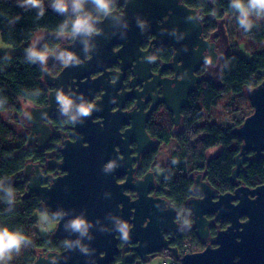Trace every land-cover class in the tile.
<instances>
[{"label": "water", "instance_id": "obj_1", "mask_svg": "<svg viewBox=\"0 0 264 264\" xmlns=\"http://www.w3.org/2000/svg\"><path fill=\"white\" fill-rule=\"evenodd\" d=\"M123 2L126 4L123 15L115 12L113 14L126 20L128 28L119 27L111 18L101 19L98 24L100 31L92 41L94 47L89 59H86L88 53L82 50L78 39H74L72 44L60 45L49 54L47 70L44 71V83L50 88L53 87V90L49 91L48 105L32 107L26 114L31 125L28 146L33 147L36 136L41 135L39 137L41 139H37L40 141L38 150L44 151L51 135L55 134L48 122L60 116L56 102L58 90H63L66 94L68 83L72 81L69 94L77 98L83 95L87 101L93 100L102 85L106 90L102 100L93 103L98 110H94L83 123H75L73 130L76 140L68 139L62 142L61 163L56 165H53L54 162L48 163L49 167H59L64 175L55 178L52 175H45L43 165L39 163H29L18 175L20 178L27 176L28 195H37L53 213L64 211L69 214L65 220L59 219L54 237L65 240L77 239V235L70 234L64 229L66 219L75 216L83 215L94 225L92 234L95 239L84 241L90 244L88 254H83L78 249L66 248L62 252L51 251L46 255L40 252L33 264L114 262L115 256L119 254L118 234L99 231L102 228L113 227L109 214L129 224V239L125 243L134 246L132 250L139 253L144 260L165 250L180 264H264V184L255 188L241 185L233 192L220 194L204 180L202 173L197 174L193 186L195 196L186 203V209L194 220L190 228L196 230L201 240H209L216 246L208 245L201 252L182 255L172 246V242L189 226L181 224L178 211L167 198L149 195L155 189L153 173L148 174L143 181L132 183L131 170H128L131 166L128 154L130 138H134L139 144L140 153L155 145L156 141L146 132L147 114L142 110L124 113L121 112L122 104H118L120 108L118 111L111 110L115 105L114 100L118 98L116 90L110 91L113 86L108 85L106 81L109 76L107 70L119 55L114 52V47L123 45L120 50L123 55L131 52L138 54L141 38L150 34L157 35L158 40L163 39L173 47L176 54L169 67L175 68L178 62H182V71L178 72L182 80L175 82L177 93L179 90L184 91L179 93L177 98H166L163 102L180 99V103L174 108V120L179 124L181 109L188 102L189 94L195 91L196 83L202 80L201 77L196 78L194 73L204 64L206 57L215 60L216 44L206 46L201 37L203 25L198 12L190 9L181 0H123ZM165 15L169 18L159 26L158 21ZM137 16L146 23L143 31L137 26ZM63 49L76 53L80 63L65 66L57 76H53L49 66L57 60L52 54ZM96 73L102 75L92 80L91 75ZM84 79L86 80L83 81ZM248 97L253 113L235 129L243 143L241 152L235 158L236 168L231 177L234 183L242 167L250 160L249 153H254L257 159L264 158V81L248 90ZM79 102L77 100V103ZM43 114H47L46 117H43ZM95 118L102 121L95 122ZM129 120H133L132 128L123 135L120 127L122 124H128ZM213 152L214 149H210L209 155L212 156ZM111 161H115L118 167L106 173L104 168ZM123 174H129L127 182L119 184L117 180ZM48 181L52 183L44 185ZM127 188L137 192L139 199L131 202L124 193ZM212 216L214 219L210 220L209 217ZM243 218L246 220L242 221ZM222 220H227L230 225L211 237L210 228ZM119 264L126 262L122 260Z\"/></svg>", "mask_w": 264, "mask_h": 264}, {"label": "trees", "instance_id": "obj_2", "mask_svg": "<svg viewBox=\"0 0 264 264\" xmlns=\"http://www.w3.org/2000/svg\"><path fill=\"white\" fill-rule=\"evenodd\" d=\"M183 2L186 6L199 9L203 14L211 16L212 29L216 26L214 21L223 20L226 16L233 17L235 25L240 28L236 22L237 13L230 8L229 0H183ZM49 3L50 0H44L46 11L42 18H38L35 9L20 8L17 6V0H0L2 41L14 48L24 45L27 49L36 34L45 31L47 35L38 49H43L46 45L48 52L51 53L58 48L62 43L58 27L64 17L53 12L48 6ZM241 30L256 42L264 41V21H256L250 32ZM49 70L51 71V67ZM220 72L219 86L211 80L199 84L182 113L181 131H173L172 119L154 122L151 126L152 134L160 144H169L173 140L177 142L168 163L161 168L159 195L168 199L178 211L181 223L189 226L172 242V246L182 255L201 252L206 248L196 230L190 228L194 220L186 209L188 199L193 196L196 174L202 173L204 180L220 194L233 192L237 185L255 188L264 184V158L257 159L254 153H250L251 158L242 168L238 181L234 183L231 179L236 168L235 158L241 152L243 143L235 129L243 124L246 115L243 114L237 119L235 117L237 110L231 108L234 107V103H227L225 107L232 117V124L229 122L228 125H221L208 119L211 110L219 104L223 94L231 93L237 96L248 87H257L264 81V75H261L264 72V51L254 52L252 58L248 59L240 53L239 46L231 47L223 57ZM49 91V87L44 83V70L38 63L28 62L25 59V52L0 54V101L6 100L4 106L0 108V181L10 185L15 195L12 205H9L6 199L0 198V227L19 231L31 241L19 254H13L11 259L13 264H33L38 255L37 250L48 253L62 252L65 249L63 244L65 239L53 235L43 237L39 234L37 226L40 213L47 214L51 221L57 219L53 218L54 213L46 207L42 199L34 194L28 195V181L18 176L29 163H45L47 153L29 147V135L18 133L2 117V113L5 112L15 113L14 121H17V114L22 113L23 104H30L32 107L46 106ZM252 113L253 110L249 115ZM56 124L67 126L71 122L62 117ZM59 142L58 138L52 141L53 144ZM215 147H221V151L210 156L209 150ZM53 148L51 146L49 150L53 151ZM157 154L158 149H155L150 157L154 160ZM9 207L12 208L11 211H7ZM217 231L218 227L214 226L210 233L215 236Z\"/></svg>", "mask_w": 264, "mask_h": 264}, {"label": "flooded vegetation", "instance_id": "obj_3", "mask_svg": "<svg viewBox=\"0 0 264 264\" xmlns=\"http://www.w3.org/2000/svg\"><path fill=\"white\" fill-rule=\"evenodd\" d=\"M181 2L185 4L183 0H181ZM125 9H126V4L123 2V0L122 1L117 0L113 12L119 15H123ZM190 9H194V8H190ZM194 10L198 12L199 20L203 25V32L201 37L206 43L207 47L211 46L212 43L216 42L215 36L212 35L215 33L214 32L215 30L212 29L213 24H210V21L213 19L203 18L206 15L203 14L201 10L199 9H194ZM168 18H169L168 15L163 16V18L158 21V25L161 26L163 22L166 21ZM101 19L103 20V18ZM141 40H142L141 44L138 47L139 49L138 54H136V52H131V54L127 53L123 55V53H120V50L123 48V45H117L114 47V52L116 54L119 53V55L116 57L113 65L110 68H108L107 71L109 72V76L106 81L108 85L113 86L112 88H110V91L116 90V94L118 96V98L114 100L115 105L111 109L112 112H116L120 109L118 107V104H122L123 107L121 108V112L124 113L139 112L140 110H142L143 113L147 114V121L145 124L146 132L153 140L156 141L155 145L149 147L146 151L140 153L139 144L134 141V138H130V142L128 146L129 149L128 154L130 156L131 166L128 168V170H131V176H132L131 181L133 184H136L140 181L145 180L148 174L153 173L155 189L151 191L149 195L153 197H164L159 195V187H160L159 179H160L161 168L164 167L165 165L164 166L159 165L157 160L158 154L160 152V148L164 144H160L159 140L152 134L151 126L154 122L155 123L162 122L163 120H167V119H172L173 123L176 124L174 120L175 119L174 108L177 105V103H180V99L178 98L176 101H170V102H163V100L171 97L177 98V95H179V93L181 94V92L184 91V89L182 91L179 90L178 91L179 93H177V89H176L177 83L175 82L182 80V76L178 74V72L182 71L181 69L182 62H178L174 66L175 68L169 67V64H172L174 61L176 52L173 50V47L170 44L165 43L163 39L158 40L157 35L150 34L142 37ZM73 42L74 39L69 38L68 40L64 41V44H72ZM216 46L217 45H215V52H216L215 60L212 61V64L208 65L204 62V64L199 68V70L194 73L196 78L201 77L202 80L196 83L195 91L189 94L188 102L181 109V120L179 122L180 124L183 121L182 113L189 105L190 99L192 95L197 91L199 84L202 83L203 81L211 80L210 69L214 66L216 60H218L219 58L220 59L223 58V52H219ZM207 53L208 50L205 51V54ZM149 56L154 57L153 62L147 61L146 57ZM90 57H91V51L86 55V59H89ZM49 67H51V71L49 70L51 75L57 76L65 66L61 65L58 61H56L54 64L50 65ZM100 75H102V73L92 74L91 79L92 80L97 79ZM85 80L86 79H84L83 81ZM71 82L72 81H69L68 83V88H67L68 92L66 94H69V91L71 90V85H70ZM49 89L50 91H52L53 87L51 88L49 87ZM75 89H77V87H75ZM105 93L106 90L104 89V85H102L100 87V90L96 92L93 100L89 102L93 104L95 102L101 101ZM167 101H169V99H167ZM60 118L62 117L59 116L57 118L51 119L48 122V125L55 132V134L51 135L48 142V146L44 150L47 153L46 162L39 163L43 165L42 168L43 173L45 175H52L54 178L62 176L65 173L62 172L59 167L56 166L49 167L48 163L54 162L53 165H56V163H61L62 156L60 153V149L62 147V142L68 139L71 141L76 140L73 130L75 124L71 123L67 126H59L56 124V121L60 120ZM94 121L100 122L102 121V119L95 118ZM132 121L129 120L128 124L121 125L120 127L121 134L125 135V133L129 132V130L132 128L133 125ZM182 127H183V123H182ZM30 134H31V125H30ZM40 136L41 135L36 136V139L33 144L34 148L38 149L40 141L37 139ZM54 138H58L60 142L58 144H53L52 141ZM124 139L126 138L124 137ZM51 146L54 147L53 151L49 150ZM155 149H158V154L153 160L150 157V154ZM119 150L120 149L118 148V151ZM51 153L54 154L51 156L50 155ZM248 156L251 158L250 153L248 154ZM128 176L129 174H123L118 178L117 182L119 184L126 183ZM25 180H27V176ZM51 183L52 181H48L44 185H50ZM124 193L126 196H128L131 202L139 199L137 192H135L131 188L125 189ZM193 196H195L194 193ZM209 219L210 220L214 219V216L209 217ZM245 220L246 218L242 219V221ZM58 221L59 219L56 220L57 225H58ZM229 225L230 224L227 220H222L220 222L218 221L215 224V226L218 227V231L227 229ZM211 230L212 228H210V232ZM117 236L119 238L118 240L119 254L115 256L114 262H111L109 264H119L122 262V260H124L126 264H145L150 258L163 256V255L164 256L171 255L170 252L164 250L144 260L142 259L139 253H137L135 250H132L134 246H130L126 244L125 241L121 240L119 235ZM202 241L203 243L204 242L207 243L205 245L206 247L208 245H211L213 247L216 246L215 244H212L209 240L206 241L202 240ZM41 254L46 255V253L44 252H41Z\"/></svg>", "mask_w": 264, "mask_h": 264}, {"label": "clouds", "instance_id": "obj_4", "mask_svg": "<svg viewBox=\"0 0 264 264\" xmlns=\"http://www.w3.org/2000/svg\"><path fill=\"white\" fill-rule=\"evenodd\" d=\"M117 0H50L49 7L51 10L60 16L64 17L63 22L58 27V33L61 37L65 33H70L72 39H78L82 45V50L89 53L94 45L92 41L98 34V24L101 18H111L116 25L123 29L128 28V22L118 15L113 14V9ZM17 6L25 10L35 9L37 17L42 18L45 14L44 0H17ZM229 6L237 13L236 22L239 27L245 32H250L255 26V22L264 18V0H229ZM255 18V19H254ZM189 19H193L189 17ZM137 26L143 31L146 28V23L136 17ZM123 38V37H122ZM54 59L63 66L79 65L80 59L76 53L67 49L57 50L52 54ZM25 59L32 64H39L41 69L47 70L49 60V52L45 45L43 49H38L36 44L31 45L25 50ZM148 62H153L154 57H146ZM205 63L212 64V59L205 58ZM77 100L80 102L77 103ZM56 102L58 112L61 117L71 123H83L84 119L90 117L96 109L95 105L85 99L83 95L78 98L71 94H65L63 90H58L56 93ZM6 100L0 101V108L4 106ZM47 114H43L46 117ZM30 118V117H29ZM118 167L115 161L106 164L104 171L110 173ZM0 194L2 199H6L9 205H12L15 200L13 189L10 185L0 181ZM9 207L7 211H11ZM68 213L58 211L53 214L54 219L65 220ZM113 221V227L102 228L101 232H115L122 241H127L130 234L129 224L109 214ZM94 225L90 223L83 215L75 216L71 219H66L64 229L70 234L77 235V239H66L63 241L64 247L69 250H79L83 254H88L90 244L84 241H92L95 239L92 234ZM31 241L19 231H10L7 227H0V264H6L12 259L14 253L19 254L21 249Z\"/></svg>", "mask_w": 264, "mask_h": 264}, {"label": "rangeland", "instance_id": "obj_5", "mask_svg": "<svg viewBox=\"0 0 264 264\" xmlns=\"http://www.w3.org/2000/svg\"><path fill=\"white\" fill-rule=\"evenodd\" d=\"M203 18L212 19L211 16H204ZM213 21V20H211ZM260 21H264V18L260 19ZM216 24L214 35L215 36V44L217 45V50L219 52H223V57L228 52V50L231 47H237L239 46L240 53L247 57L248 59L252 58V54L254 52H260L264 51V41L263 42H256L252 38L246 36L240 28H238L235 25L234 18L226 16L223 20H216L214 21ZM47 35L45 31H40L36 34L35 38L29 42V45L36 44L37 47L41 46L44 42V38ZM65 40H68L69 38L67 36H64ZM64 44L62 41L61 45ZM26 48L23 45L19 48H14L13 46L5 44L2 39L0 38V54L1 55H8V54H15L19 52H25ZM222 58V57H221ZM222 59L216 60L214 66L210 69V79L213 81L217 86L220 85V68L222 64ZM49 61V60H48ZM264 75V72L261 74ZM248 90L253 89L252 87H248ZM245 89L243 92L238 94L237 96L226 93L221 96V99L219 101V104L211 110V113L209 114L208 119L214 122H217L221 125H228L229 122L232 124L231 119L232 117L227 113L225 105L227 103H234V107H231L232 110H237L235 112V117L238 119L239 117L244 114L247 116H250L249 113L252 112L253 108L250 102V99L248 97V90ZM22 113L17 114V121H14L16 115L15 113L9 114V113H2V117L4 121H6L9 126H11L13 129H15L20 134H27L30 135V124L27 121L26 114L32 106L30 104H23L22 106ZM233 112V111H232ZM206 118V117H205ZM207 119V118H206ZM205 119V120H206ZM182 123L180 124H174L173 131L178 132L182 129ZM177 142L176 140H173V142L169 144H164L160 148L159 156H158V164L159 165H166L169 160V156L172 154V152L176 149ZM54 153H51L52 156ZM216 155L215 152H213L212 156ZM34 170V169H33ZM26 178V177H25ZM24 178V179H25ZM47 207V206H46ZM39 218V224L37 226V230L39 231V234L43 237H47L49 235L54 236V232L57 228V222L51 221L47 214L40 213L38 215ZM182 224V223H181ZM183 225V224H182ZM184 231V230H183ZM182 231V232H183ZM205 245L207 244L204 242ZM41 250H37L36 253H39ZM42 252V251H41ZM169 256V255H168ZM168 258V260L172 261V257H167V255L163 256H157L148 259V261L145 264H161L162 261ZM6 264H13V261H7Z\"/></svg>", "mask_w": 264, "mask_h": 264}, {"label": "built area", "instance_id": "obj_6", "mask_svg": "<svg viewBox=\"0 0 264 264\" xmlns=\"http://www.w3.org/2000/svg\"><path fill=\"white\" fill-rule=\"evenodd\" d=\"M168 257V256H167ZM161 264H180L176 259H173L172 261L168 260V258H165Z\"/></svg>", "mask_w": 264, "mask_h": 264}, {"label": "crops", "instance_id": "obj_7", "mask_svg": "<svg viewBox=\"0 0 264 264\" xmlns=\"http://www.w3.org/2000/svg\"><path fill=\"white\" fill-rule=\"evenodd\" d=\"M65 36H67V37H70V35H65ZM65 37L63 36L62 37V41L64 42L65 41V39H64ZM50 54V53H49ZM173 142V141H172ZM163 146V145H162ZM214 149V152H215V154L217 155L220 151H221V147H215V148H213ZM158 156H159V154H158ZM169 158H170V156H169Z\"/></svg>", "mask_w": 264, "mask_h": 264}]
</instances>
